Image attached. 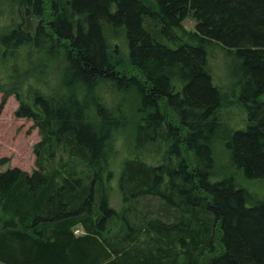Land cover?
<instances>
[{
	"label": "trees",
	"instance_id": "trees-1",
	"mask_svg": "<svg viewBox=\"0 0 264 264\" xmlns=\"http://www.w3.org/2000/svg\"><path fill=\"white\" fill-rule=\"evenodd\" d=\"M16 2L0 112L14 95L41 140L32 172L0 171V264H264V198L211 179L234 101L209 66L222 47L247 109L231 162L264 187V0ZM131 129L116 207L113 160Z\"/></svg>",
	"mask_w": 264,
	"mask_h": 264
},
{
	"label": "rangeland",
	"instance_id": "rangeland-1",
	"mask_svg": "<svg viewBox=\"0 0 264 264\" xmlns=\"http://www.w3.org/2000/svg\"><path fill=\"white\" fill-rule=\"evenodd\" d=\"M16 0H0V35L11 25L21 21L18 13ZM196 20L193 13H190L184 21V26L188 30L195 29ZM121 47H127V40L121 38ZM0 42V55L3 52ZM13 60L0 58V70L6 76L8 67ZM7 67V70L4 67ZM209 66L213 74L215 85L228 92L231 100L234 101L230 106L222 109V126L218 130L217 136L213 140V150L215 158V173L212 175V181L221 180L225 177L233 176L237 185L251 190L257 197L264 198V187L260 186L259 180L247 178L242 170L232 165L227 142L233 132L244 129L247 124V109L242 101H239L240 89H235L231 85L229 74V61L224 55L222 47L215 45L210 49ZM10 68V67H9ZM56 85V83H54ZM106 94V93H105ZM109 94V93H108ZM107 95V94H106ZM128 98V99H127ZM264 98V95L262 96ZM3 94L0 93V105ZM128 110L133 118H136V105H139V99L133 93L126 97ZM19 107V102L14 95L10 96L3 109L0 112V171L9 167H19L25 171L32 172L36 168V155L34 146L41 140L38 128L34 127V122L25 117H17L15 112ZM134 142L133 130L123 133L117 144L118 154L113 160L114 189L113 204L116 207L121 206V197L118 190L119 179L122 174L124 161L131 156L132 143ZM158 200L150 202V206L156 204ZM155 206V205H154ZM153 206V207H154ZM165 213V209H161ZM81 233V230H77Z\"/></svg>",
	"mask_w": 264,
	"mask_h": 264
}]
</instances>
